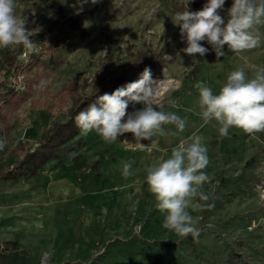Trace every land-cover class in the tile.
Returning a JSON list of instances; mask_svg holds the SVG:
<instances>
[{"label": "rangeland", "instance_id": "obj_1", "mask_svg": "<svg viewBox=\"0 0 264 264\" xmlns=\"http://www.w3.org/2000/svg\"><path fill=\"white\" fill-rule=\"evenodd\" d=\"M33 1L16 0V14L26 17V28L34 32L30 39L35 50L26 61L17 55L7 75L12 85L21 86L14 90L30 88V93L10 118L9 131L0 125L5 142L0 173L16 160L15 144L24 142L21 153L34 148L45 129L68 114L75 99L93 90L100 72L110 83L153 57L164 65L154 76L164 82L162 110L187 124L183 132L163 125L167 134L142 140L144 150L125 139L130 132L112 143L94 130L82 132L45 164L46 179L0 177V264H264V132L248 134L232 127L221 136L215 121L203 123L195 88L204 82L215 94L231 71L244 68L251 76L249 64L264 68V23L253 30L260 37L258 47L233 52L225 45V55L217 58L211 45L201 41L209 52L193 59L183 51L186 41L173 23L176 12L202 8H194L193 0H45L58 4L49 10L52 18L44 3L34 6ZM231 5L217 10L225 20ZM78 12H85L80 24L86 36L68 35L62 45L53 46V38L61 36L58 25ZM32 55L44 66L32 64ZM35 76L37 84L32 82ZM142 107L129 102L126 112ZM190 135L201 136L207 148L209 163L203 171L210 182L202 190L209 200L197 198L203 207L189 209L200 232L184 238L163 227L165 214L156 208L145 168L166 158ZM123 162L131 163L127 177ZM37 184L50 196L46 192L44 198L37 197ZM60 187L64 194L58 195Z\"/></svg>", "mask_w": 264, "mask_h": 264}, {"label": "clouds", "instance_id": "obj_2", "mask_svg": "<svg viewBox=\"0 0 264 264\" xmlns=\"http://www.w3.org/2000/svg\"><path fill=\"white\" fill-rule=\"evenodd\" d=\"M87 2V0H81ZM95 4L97 0H90ZM224 0H207L198 11H178L174 24L186 41L183 51L195 59L209 52L200 42L207 41L217 58L225 55L224 46L233 52H243L260 45V37L254 28L264 23V0H233L228 9V19L218 14ZM26 17L16 14V0H0V48L22 45L29 52L35 50L30 39L34 32L26 28ZM163 27V26H162ZM28 52H25V57ZM252 75L244 68H237L227 74L226 80L214 94L204 82H197L199 115L206 125L215 121L221 136H227L232 127L245 133L264 132V68L249 64ZM162 80L152 78L150 68H145L140 77L111 94L104 93L95 102L80 111L75 121L84 133L95 131L105 142L112 143L126 132L133 134L136 148L144 150L142 140L150 141L153 136H164L163 125L172 124L178 132L185 130L187 121L175 113L162 110ZM129 102L143 104L131 113L126 109ZM160 110H157V108ZM172 135H177L176 132ZM125 143H129L127 140ZM5 142L0 140V150ZM135 150V149H134ZM209 163L203 138L190 135L180 140L166 158L161 156L145 168V182L156 201V208L164 213L163 227L187 238L198 237V220L192 211L208 201L209 195L202 188L210 177L203 171ZM131 163H122V174L130 175ZM140 225L135 231L140 230Z\"/></svg>", "mask_w": 264, "mask_h": 264}, {"label": "trees", "instance_id": "obj_3", "mask_svg": "<svg viewBox=\"0 0 264 264\" xmlns=\"http://www.w3.org/2000/svg\"><path fill=\"white\" fill-rule=\"evenodd\" d=\"M45 0L33 1L34 6L44 3ZM207 0H193L192 6L194 8L203 7ZM233 3V0H224V4ZM44 10L53 17V13H49L51 7H58V4L44 3ZM59 8V7H58ZM27 10H25L26 12ZM85 12H78L69 16L64 22L58 25L57 31L61 36H55L52 40L53 46H60L63 44L65 36L71 35L77 39H83L86 36V28L81 26V21L85 18ZM62 32V34L60 33ZM19 46V45H18ZM17 48H3L0 51V71L3 77L0 79V125L5 126V130L9 131L10 118L17 115L21 103L27 98L30 93L28 91L14 90V86L7 79V75L17 64ZM32 64L37 67L44 66L43 62L39 60L38 56L32 55ZM159 58L153 57L147 60L141 68L133 71L120 73L116 78H113L109 83L104 78V72H100L95 78L93 90L83 96L80 100H74L73 105L68 111V114L62 120H57L52 123L41 134L39 142L32 149L21 153L22 147L25 145L23 141L15 144L17 158L10 168H3L0 177L4 179H34L42 175V170L45 164L58 158L64 145L70 142L74 137L79 136L82 130L77 126L75 121L76 115L87 108L88 105L95 102L96 98L104 93L111 94L118 87H122L127 83L133 82L140 77L142 71L147 67L150 68L152 78L156 75L157 70L164 65H158ZM161 63V62H160ZM102 74V75H100ZM31 79V78H30ZM32 82L37 84V77L32 78ZM20 154V156H19ZM47 176L44 178L46 179Z\"/></svg>", "mask_w": 264, "mask_h": 264}, {"label": "crops", "instance_id": "obj_4", "mask_svg": "<svg viewBox=\"0 0 264 264\" xmlns=\"http://www.w3.org/2000/svg\"><path fill=\"white\" fill-rule=\"evenodd\" d=\"M42 171H44V169L42 170ZM43 173V172H42ZM41 173V174H42ZM43 175V174H42ZM45 175V174H44ZM43 175V176H44ZM46 176V175H45ZM38 185V188H37V190H38V192H37V197H40V198H44L45 197V195H46V192H47V194L49 195V193H48V191L46 190V192H45V190L43 189V187L41 186V184H37ZM56 190V188H54L53 189V191H55ZM57 193H58V195H61V194H64V191H63V189L60 187V188H58V191H57ZM50 196V195H49Z\"/></svg>", "mask_w": 264, "mask_h": 264}, {"label": "built area", "instance_id": "obj_5", "mask_svg": "<svg viewBox=\"0 0 264 264\" xmlns=\"http://www.w3.org/2000/svg\"><path fill=\"white\" fill-rule=\"evenodd\" d=\"M0 49H3V48H0ZM25 52H28V56H27V57H25ZM18 56H19L21 59H23L24 61H26V60L28 59V57L30 56V52H29V50L26 49L24 46L20 45L19 52H18ZM11 79H13V78H11ZM13 86H14L15 88H19V87H21L19 83H15V84H13Z\"/></svg>", "mask_w": 264, "mask_h": 264}, {"label": "bare ground", "instance_id": "obj_6", "mask_svg": "<svg viewBox=\"0 0 264 264\" xmlns=\"http://www.w3.org/2000/svg\"><path fill=\"white\" fill-rule=\"evenodd\" d=\"M163 84H164V82H163ZM125 139H127L128 141H135V138H134V136H133V134L132 135H126L125 136ZM91 207V206H90ZM89 209V208H88ZM101 213V212H100ZM101 216V215H100ZM83 220V219H82ZM90 220H92V219H90ZM95 220V219H94ZM98 223H101V222H98ZM92 224V223H91ZM94 225H96V224H94ZM98 225V224H97ZM94 227V226H93ZM99 231V230H98ZM89 232V231H88ZM87 232V233H88ZM94 232V231H93ZM83 233V232H82ZM95 233V232H94ZM96 233H97V231H96ZM88 239V238H87ZM90 240V239H89ZM88 240V241H89Z\"/></svg>", "mask_w": 264, "mask_h": 264}]
</instances>
